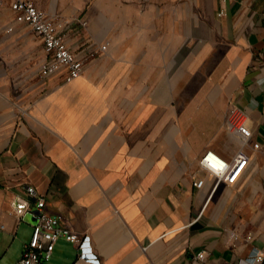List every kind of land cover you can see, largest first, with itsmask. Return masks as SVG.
Segmentation results:
<instances>
[{"label": "crops", "instance_id": "obj_1", "mask_svg": "<svg viewBox=\"0 0 264 264\" xmlns=\"http://www.w3.org/2000/svg\"><path fill=\"white\" fill-rule=\"evenodd\" d=\"M13 1L0 0V264L31 238L29 186L90 236L100 264H257L264 0H34L78 57L92 53L70 81L41 74L44 43ZM232 105L248 114L245 146L226 126ZM240 150L234 183L201 164L205 152L232 161ZM78 258L60 237L42 264Z\"/></svg>", "mask_w": 264, "mask_h": 264}, {"label": "built area", "instance_id": "obj_2", "mask_svg": "<svg viewBox=\"0 0 264 264\" xmlns=\"http://www.w3.org/2000/svg\"><path fill=\"white\" fill-rule=\"evenodd\" d=\"M11 6L15 11L16 20L27 22L44 43L47 56L41 66V74L48 76L64 70L67 81L79 77L83 72L86 61L92 57V53L88 54V58L78 57L68 46L55 19L40 9L34 0H14ZM101 48L105 49L106 45ZM226 126L228 131L236 135L244 146L251 141L252 135L248 125V114L242 107L232 105L229 108ZM254 147H259V143H254ZM243 157L244 160L235 170L237 163ZM247 161L248 158L243 150H240L232 161L212 151L205 152L201 158V164L212 171L217 176L218 181L224 180L229 184L238 179ZM202 183L203 181H199L198 185H202ZM28 192L37 198V210L35 211L37 221L33 226L30 240L24 245L22 256L15 264H42L44 261L49 260L55 243L60 237H65L78 246L79 258L74 264H86L85 262L100 264V259L91 251L90 236L81 235L63 225L62 215L52 213L47 207L45 198L37 196L34 187L29 186ZM27 209L28 206L24 200L21 198L14 200V210L17 214L22 215ZM248 238H251V235ZM253 262L264 264V251H257L253 256Z\"/></svg>", "mask_w": 264, "mask_h": 264}, {"label": "bare ground", "instance_id": "obj_3", "mask_svg": "<svg viewBox=\"0 0 264 264\" xmlns=\"http://www.w3.org/2000/svg\"><path fill=\"white\" fill-rule=\"evenodd\" d=\"M240 174V173H239ZM239 176V175H238Z\"/></svg>", "mask_w": 264, "mask_h": 264}]
</instances>
